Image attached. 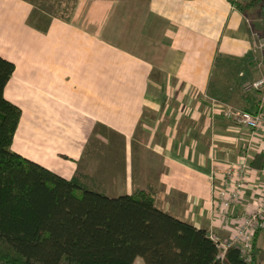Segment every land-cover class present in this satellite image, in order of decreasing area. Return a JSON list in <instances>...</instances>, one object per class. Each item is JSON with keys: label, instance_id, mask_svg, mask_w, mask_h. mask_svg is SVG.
<instances>
[{"label": "crops", "instance_id": "crops-1", "mask_svg": "<svg viewBox=\"0 0 264 264\" xmlns=\"http://www.w3.org/2000/svg\"><path fill=\"white\" fill-rule=\"evenodd\" d=\"M232 1L72 0L60 17L0 0V55L15 64L3 93L22 110L12 150L110 197L150 189L161 210L228 239L264 199L255 172L229 219L212 211L210 174L264 151L263 128L223 115L256 108L236 84L257 70L256 6ZM254 257L264 264V230Z\"/></svg>", "mask_w": 264, "mask_h": 264}, {"label": "trees", "instance_id": "trees-1", "mask_svg": "<svg viewBox=\"0 0 264 264\" xmlns=\"http://www.w3.org/2000/svg\"><path fill=\"white\" fill-rule=\"evenodd\" d=\"M260 2L232 1L242 11ZM14 70L0 55V264H256L235 246L222 254L207 229L158 208L150 189L110 197L12 150L22 110L3 89ZM251 163L263 166L264 151Z\"/></svg>", "mask_w": 264, "mask_h": 264}, {"label": "built area", "instance_id": "built-area-1", "mask_svg": "<svg viewBox=\"0 0 264 264\" xmlns=\"http://www.w3.org/2000/svg\"><path fill=\"white\" fill-rule=\"evenodd\" d=\"M252 52L256 64L261 69V75L254 80H248L243 85L246 93L256 92L258 101L254 110L244 109L232 104L224 106L223 115L237 125L251 131L264 129V36L256 31L252 32ZM253 155L241 160H230L222 169L218 177L210 174L209 180L213 192L212 211L220 219L230 218L232 208L240 202L253 173L264 176V164L261 167L252 165ZM236 232L228 239L223 240L213 231H208L209 237L221 248L222 254L231 246L239 249L245 261H251L254 255L255 239L261 230H264V199L254 202L243 213L235 217Z\"/></svg>", "mask_w": 264, "mask_h": 264}, {"label": "rangeland", "instance_id": "rangeland-1", "mask_svg": "<svg viewBox=\"0 0 264 264\" xmlns=\"http://www.w3.org/2000/svg\"><path fill=\"white\" fill-rule=\"evenodd\" d=\"M30 1L34 2L35 7L39 12H43V11L49 12L51 14H54L60 17H63L66 14L72 2V0H30ZM253 12L256 15V20H259V21L257 22L256 28H254L252 24L251 26L252 32L256 31L258 34L264 36V0H261L260 4L256 6L255 11ZM252 61L254 63V66H256L257 68L256 72L253 70L254 71V74H253V71L246 69L244 70V74L239 75V77L236 79V84H238L241 90V93L243 94H247L243 90L244 83L247 82V80H254L261 75V69L259 70L254 57L252 58ZM139 257L140 256L137 257V264L138 262H140V259H138Z\"/></svg>", "mask_w": 264, "mask_h": 264}]
</instances>
